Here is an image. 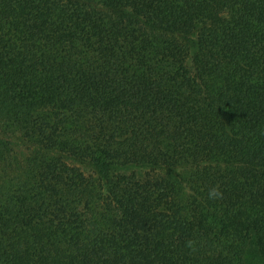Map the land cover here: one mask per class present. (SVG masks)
Returning <instances> with one entry per match:
<instances>
[{
	"label": "trees",
	"instance_id": "trees-1",
	"mask_svg": "<svg viewBox=\"0 0 264 264\" xmlns=\"http://www.w3.org/2000/svg\"><path fill=\"white\" fill-rule=\"evenodd\" d=\"M0 135V264H264V0H0Z\"/></svg>",
	"mask_w": 264,
	"mask_h": 264
},
{
	"label": "rangeland",
	"instance_id": "rangeland-1",
	"mask_svg": "<svg viewBox=\"0 0 264 264\" xmlns=\"http://www.w3.org/2000/svg\"><path fill=\"white\" fill-rule=\"evenodd\" d=\"M1 136V135H0ZM9 141L12 142V146L15 149L16 152L22 153L25 151V145L17 138H8ZM66 161L70 164H73L77 167H79L83 172H88L89 169L82 165L81 163L71 161L70 159H66Z\"/></svg>",
	"mask_w": 264,
	"mask_h": 264
},
{
	"label": "clouds",
	"instance_id": "clouds-1",
	"mask_svg": "<svg viewBox=\"0 0 264 264\" xmlns=\"http://www.w3.org/2000/svg\"><path fill=\"white\" fill-rule=\"evenodd\" d=\"M221 192L219 191L218 187L213 186L208 191V198L209 199H217L221 197Z\"/></svg>",
	"mask_w": 264,
	"mask_h": 264
}]
</instances>
